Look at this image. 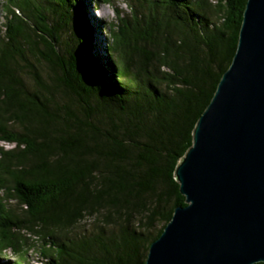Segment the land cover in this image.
<instances>
[{
    "label": "trees",
    "instance_id": "trees-1",
    "mask_svg": "<svg viewBox=\"0 0 264 264\" xmlns=\"http://www.w3.org/2000/svg\"><path fill=\"white\" fill-rule=\"evenodd\" d=\"M114 1L0 0V132L16 144L0 147V252L38 243L41 264H145L187 205L175 169L233 60L247 0H123L112 23L91 12Z\"/></svg>",
    "mask_w": 264,
    "mask_h": 264
},
{
    "label": "water",
    "instance_id": "water-1",
    "mask_svg": "<svg viewBox=\"0 0 264 264\" xmlns=\"http://www.w3.org/2000/svg\"><path fill=\"white\" fill-rule=\"evenodd\" d=\"M175 178L187 205L145 264L264 262V0H247L233 60Z\"/></svg>",
    "mask_w": 264,
    "mask_h": 264
},
{
    "label": "rangeland",
    "instance_id": "rangeland-1",
    "mask_svg": "<svg viewBox=\"0 0 264 264\" xmlns=\"http://www.w3.org/2000/svg\"><path fill=\"white\" fill-rule=\"evenodd\" d=\"M118 7L120 10L128 12L129 10V6L123 1V0H115L113 4H106V3H101L98 6V9H91V12H93L96 16L102 18L105 20V22L107 23H112L114 21H117V15H116V11L115 8ZM6 11V10H5ZM5 11L0 9V46L3 44L2 39H6L5 37V28H4V24L6 22V13ZM110 30L107 27L106 30L104 31V35L109 38V34ZM30 62L33 65H36L38 68H40L41 74L43 77H47L48 76V68L46 67L45 63H39L37 61V59L34 56H30L29 57ZM23 67L24 70H20V74L24 77L27 85L30 87L31 90L35 89L36 86V81L33 79V76H31L29 74V72L27 71V69H25V62L23 63ZM7 125L9 128H14L16 130H22L23 128L20 126V124L17 122L16 119H10L8 118L6 120ZM2 133L0 132V147L6 149V150H10L13 149L16 144L14 142H9V141H4L1 138ZM9 200L7 201L9 203V205H11L12 207H14V209H16L17 212L21 213L24 211L25 206L20 204L19 201L17 199H13L11 196L8 197ZM85 226H80L79 229H81L82 227H86L89 225V227L92 225V218H87V220L85 221ZM25 234H28L27 231H23ZM22 233V232H20ZM35 234H31V237L36 238ZM35 240V239H33ZM31 243V241L29 242ZM35 250L33 248L28 249V253L25 255H21L19 256L13 249H7L4 251L0 252V264H16L17 261L20 263L17 264H41L43 261L42 257L39 253H37L39 251V245L38 243H36V246L34 247ZM25 258V259H24Z\"/></svg>",
    "mask_w": 264,
    "mask_h": 264
}]
</instances>
